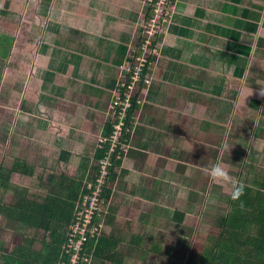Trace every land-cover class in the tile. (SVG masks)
<instances>
[{
	"label": "crops",
	"instance_id": "0c3cea01",
	"mask_svg": "<svg viewBox=\"0 0 264 264\" xmlns=\"http://www.w3.org/2000/svg\"><path fill=\"white\" fill-rule=\"evenodd\" d=\"M150 13L147 0H0V164L11 171L0 207L42 203L93 176ZM167 23L151 82L134 89L139 107L111 185L103 236L124 264L199 262L206 250L198 257L191 245L221 234L236 204L231 182H264V0H177ZM216 162L227 180L205 172ZM47 237L0 217L12 264L33 240L42 253Z\"/></svg>",
	"mask_w": 264,
	"mask_h": 264
},
{
	"label": "trees",
	"instance_id": "16d2710c",
	"mask_svg": "<svg viewBox=\"0 0 264 264\" xmlns=\"http://www.w3.org/2000/svg\"><path fill=\"white\" fill-rule=\"evenodd\" d=\"M143 42L144 39H141L139 45ZM141 54L142 50L137 47L133 55ZM144 70L147 71V66ZM125 81L129 84V75ZM125 90L126 88H123L122 91ZM139 98V92L132 98V106L125 119L122 143L127 144L129 141L130 131L127 132V130L133 126L134 114L139 107ZM118 122L117 118L112 119L105 139H110L113 136L115 124ZM110 148L111 143L102 144L93 166V176L86 180L87 182L68 180L66 183H61L66 190H69L67 194L62 196L54 193L42 203L22 198L17 199L11 205L3 204L0 207V217L4 216L11 222H19L29 225V227L42 228L48 234L47 241L44 243V251L42 253L34 252V246L38 241L33 240L32 243L27 244L30 246L29 248L33 247L30 257L25 262L21 260L20 264H60L62 261H70V256L66 255L69 243L68 234L75 222L77 207L83 201L84 195L92 193L88 184L98 183L102 171L101 162L108 157ZM121 152L122 146L120 145L112 155L113 167L105 192L108 202L112 196L111 185L118 177L117 169L122 166V159L118 158ZM58 185L60 186V183ZM10 188L11 171L0 164V193L1 191L7 192ZM235 202L233 213H230L219 224L221 234L218 238L211 240L202 259L196 262L192 258L187 264H264V182H260L255 190L245 187L243 195ZM98 242V245L95 244L96 240L88 243L83 255L93 256L94 264H124L118 242L107 239L106 236H103ZM135 244L136 247L139 246L138 242ZM4 252L5 250L0 248V256L6 257L7 264H12L13 258ZM18 252L22 251L18 250L16 253Z\"/></svg>",
	"mask_w": 264,
	"mask_h": 264
},
{
	"label": "built area",
	"instance_id": "2783aa9c",
	"mask_svg": "<svg viewBox=\"0 0 264 264\" xmlns=\"http://www.w3.org/2000/svg\"><path fill=\"white\" fill-rule=\"evenodd\" d=\"M149 1L153 13L150 18L151 22H156V20L160 17L158 13L163 14L165 10H167V7L162 8V5L170 4L173 6L176 2V0H161L160 2L159 0ZM158 3L160 7H158V10L157 8L154 9ZM141 55L133 56L132 66L129 68V72L127 74V76H130V82L127 84L125 81L122 84V88L118 91V94L114 99L112 113L113 116L119 120V122L115 124V132L113 136L110 139L101 140V146L105 143H111L110 153L108 157L101 162L102 171L98 179V183L88 184V188L92 191V193L84 195L82 197L83 201L79 203L77 207L76 219L68 234L69 243L67 244L66 255L70 256V261H62L60 264H93V256L89 257L87 254L83 255V252H85V249L88 247V243H91L92 240H96L95 244L98 245V241H100L103 237L105 221L110 213V201L108 202L106 200L105 192L107 182L111 176V168L113 167L112 155L121 145L122 152L119 154L118 158L122 159L124 156V150L127 146L126 143H122L124 124L127 112L132 106V98L134 96L133 91L136 88V85L139 82H144L149 85L151 82L148 76V71L144 70L146 66L147 70L150 66L149 58L148 60L143 61ZM133 60L139 63L134 66ZM123 88H126L124 92L122 91ZM128 131L130 130H127V132Z\"/></svg>",
	"mask_w": 264,
	"mask_h": 264
},
{
	"label": "rangeland",
	"instance_id": "374dc122",
	"mask_svg": "<svg viewBox=\"0 0 264 264\" xmlns=\"http://www.w3.org/2000/svg\"><path fill=\"white\" fill-rule=\"evenodd\" d=\"M161 0H159L160 2ZM177 1V0H176ZM148 4H150L149 0H147ZM162 5V4H161ZM175 5V3H174ZM173 6H171L170 4H164L162 5V8L167 7V10H165V12L163 14L158 13V15H160V17L156 20V22H151L150 18L151 15H153V13H150V17H148V19L142 22L141 24V28H140V34L139 36H141L142 39H144V42L142 44H138L137 47H139L140 50L143 51L142 56V60H148V58L153 59V54H155L156 52H158V41H160V38L162 37V34L164 32L167 31V26H168V21L173 13ZM159 3L154 7V9L157 8L158 10ZM135 49V47H133ZM133 56V54H132ZM131 56V58H133ZM134 62V66L137 65L139 62L133 60ZM130 66V64L127 66V68ZM129 71H127L126 75L128 74ZM125 75V76H126ZM150 75V74H149ZM150 79V78H149ZM151 81V80H150ZM124 83V81L122 82V84ZM138 93V92H137ZM135 91H133V95H135ZM140 101V100H139ZM208 219H210V216H207ZM205 229L208 226V223L205 225ZM30 230V229H29ZM198 234V233H196ZM218 234V233H217ZM216 237L215 232L213 233H208L205 234V236L203 238H201L202 240H199V244H195L194 246L191 245V251L193 250V252L198 253V257H200L202 255V253L207 249L208 244L210 243L209 239H211L212 237ZM40 238H43V236H39ZM38 237V238H39ZM186 250V249H185ZM185 257H187V255H184ZM169 261V260H167ZM138 263L139 264H144V261L142 259V257H138ZM169 264H172L170 261L168 262ZM167 263V264H168Z\"/></svg>",
	"mask_w": 264,
	"mask_h": 264
},
{
	"label": "clouds",
	"instance_id": "9594fccd",
	"mask_svg": "<svg viewBox=\"0 0 264 264\" xmlns=\"http://www.w3.org/2000/svg\"><path fill=\"white\" fill-rule=\"evenodd\" d=\"M261 94L264 95V91H261ZM205 172L213 181H223L227 180L230 173L229 171L222 166L220 162L213 163L210 167H205ZM232 188L230 191V198L232 200H239L243 195L245 190V184L242 181H232Z\"/></svg>",
	"mask_w": 264,
	"mask_h": 264
}]
</instances>
